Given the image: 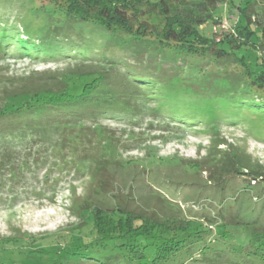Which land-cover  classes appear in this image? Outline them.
Listing matches in <instances>:
<instances>
[{
  "label": "trees",
  "instance_id": "1",
  "mask_svg": "<svg viewBox=\"0 0 264 264\" xmlns=\"http://www.w3.org/2000/svg\"><path fill=\"white\" fill-rule=\"evenodd\" d=\"M34 1L51 6L41 2L32 13L26 6L13 22L0 11V54L77 66L53 84L0 78V171L42 144L55 155L84 153L82 170L97 153L88 151L83 124L140 114L137 105L151 100L154 113L181 123L245 125L264 135L256 125L264 118V7L256 0ZM227 4L238 18L224 35L217 24ZM178 183L201 205L185 220L119 200L81 204L86 225L77 235L55 237L56 248L30 249L32 239L23 254L39 264H46L39 250L51 254L48 264H264L263 170L228 160L209 185Z\"/></svg>",
  "mask_w": 264,
  "mask_h": 264
},
{
  "label": "rangeland",
  "instance_id": "2",
  "mask_svg": "<svg viewBox=\"0 0 264 264\" xmlns=\"http://www.w3.org/2000/svg\"><path fill=\"white\" fill-rule=\"evenodd\" d=\"M41 2L48 6L46 1L11 0L1 3L0 11L13 22L26 6L32 13ZM256 2L264 7V0ZM227 7H222V19L217 24L218 32L224 35L238 18L236 10ZM72 66L77 64L0 54V78L33 76L29 82L32 85L53 84L55 76ZM151 103H139L140 114L85 122L91 134L87 140L92 142L88 151L97 149V153L95 161L82 170L79 164L84 153L77 156L63 151L55 155L51 146L42 144L22 149L13 165L0 171V259L9 264H39L26 257L22 247L35 239L39 243L28 248L34 249L37 244L56 248L59 240L55 237L65 242L77 235L86 225L87 213H79L81 204L114 207L119 200L136 212L180 221L199 211L201 205L178 182L209 185L228 160L264 171V135L255 136L245 125L214 128L204 122L181 123L154 113L158 106ZM263 124L264 118L256 123ZM39 253L44 263L53 262L46 250Z\"/></svg>",
  "mask_w": 264,
  "mask_h": 264
}]
</instances>
